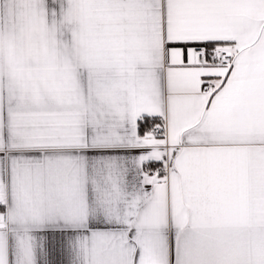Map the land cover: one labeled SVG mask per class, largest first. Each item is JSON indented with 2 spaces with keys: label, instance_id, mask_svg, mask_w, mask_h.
Listing matches in <instances>:
<instances>
[{
  "label": "snow or ice",
  "instance_id": "6c2138e0",
  "mask_svg": "<svg viewBox=\"0 0 264 264\" xmlns=\"http://www.w3.org/2000/svg\"><path fill=\"white\" fill-rule=\"evenodd\" d=\"M0 264H264V0H0Z\"/></svg>",
  "mask_w": 264,
  "mask_h": 264
}]
</instances>
